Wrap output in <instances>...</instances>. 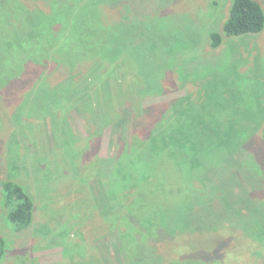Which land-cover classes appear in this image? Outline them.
<instances>
[{
	"label": "rangeland",
	"instance_id": "1",
	"mask_svg": "<svg viewBox=\"0 0 264 264\" xmlns=\"http://www.w3.org/2000/svg\"><path fill=\"white\" fill-rule=\"evenodd\" d=\"M232 2L0 0V185L33 202L14 232L0 193V264H264V31L207 38ZM94 53L108 66L76 93L88 65L65 60ZM109 173L137 231L108 223ZM183 223L198 232L173 238Z\"/></svg>",
	"mask_w": 264,
	"mask_h": 264
},
{
	"label": "trees",
	"instance_id": "2",
	"mask_svg": "<svg viewBox=\"0 0 264 264\" xmlns=\"http://www.w3.org/2000/svg\"><path fill=\"white\" fill-rule=\"evenodd\" d=\"M97 11V10H96ZM93 13H95V11H93ZM264 31V6H261L260 4H258L256 1L254 0H233L231 8L229 10V14L227 19L225 20V22L222 25V29L220 32H211L208 34V41H209V48L210 49H216L218 47L221 46L222 44V38L223 36H227V37H237V36H245V35H255L258 34L260 32ZM83 44H85V42H83ZM66 48V46H65ZM67 55V54H66ZM93 56L91 57H82L79 58L77 57L75 54L73 55L74 58H72V60H65V64L67 66H69V69H72L74 66H76L77 63H79L80 61L83 60V62H86V64L88 66L89 72L85 75L84 78H81V82H79V78H78V82L76 84H74V91L77 93V91H79L80 89H82L80 86H83L85 88L87 83L92 82V77L94 78L93 81H95V79H97L98 74H95L97 72V70H104V68H106L108 66V60L106 61H100L99 59L102 58V55L94 53L92 54ZM70 56V55H69ZM99 58V59H98ZM90 62V63H89ZM119 62H115L111 63V64H115L114 69H118L119 68ZM64 65V64H63ZM65 66V65H64ZM119 70V69H118ZM108 72V70L106 71ZM120 77L122 78L124 76V73H122L121 71L119 72ZM103 75V74H102ZM108 80V78L106 79ZM106 80H99L101 81L100 84H104ZM81 84V85H79ZM90 84V83H89ZM88 84V85H89ZM134 85L136 86L134 90V95H136L137 97H143V91L141 89H139L138 84L135 82ZM88 89V88H87ZM120 91V90H119ZM165 92V91H164ZM98 93V90H97ZM160 93V91H159ZM68 94H70V92H68ZM122 94V91H120V96ZM126 94H129L126 91ZM95 96H97V94H95ZM190 95H183L181 96L179 99L173 100V102L169 101V103H175V101L177 100H184L187 97H189ZM118 97H114V101H111V105H110V110L114 109L115 104L118 102ZM121 99V98H120ZM121 101V100H120ZM138 103V102H136ZM167 103V102H165ZM139 105V104H138ZM135 106V114H137L136 112V107ZM149 108H145V106H143L142 104H140V111H147ZM133 111L132 113L130 112L129 115L126 118V121H129L130 116H133ZM165 115V114H164ZM118 115H116L114 119V121L117 123L118 121H121L122 119H119V117H117ZM163 116V114H162ZM135 117V115L133 116V118ZM164 117V116H163ZM162 117V118H163ZM132 118V117H131ZM123 121V120H122ZM118 128V127H117ZM120 129H124L123 125ZM120 136V135H119ZM117 137V139L120 140V137ZM170 142L166 141L164 143L165 146H169ZM133 145V143H132ZM131 147V145L128 146V148ZM116 149V148H115ZM134 149L129 152L127 150V152L123 153V158L127 157V156H131L134 154ZM120 158V156L115 155L114 157H112L110 159V161H113V163H117V159ZM132 167V168H131ZM130 172H132L133 170H137L135 165L130 166ZM108 181L110 184V194L108 196V208L105 211L106 215H108V223H110V227L112 226H119L120 224L125 223V226L127 228L126 234H128V228H129V222L131 221L133 223V227H135L136 231L137 228L135 226L136 221L135 219L139 216H135V215H131L129 217L127 216H122L121 214L122 212V204H123V195L118 196L119 192H121V190L123 191V189H121L119 182H118V178L116 179V177L111 173L108 174ZM127 184L130 185V182H127ZM0 193H1V208L3 210V214L6 218V221L12 226V229L14 232H21L23 230H25L26 228H28L30 226V224L32 223V216H33V202L32 199L29 197V195L25 192V190L17 183H13V182H3L0 185ZM115 194L116 199L114 200L112 198V196ZM117 203L118 206L120 207L119 212H115L114 213V209L112 206V203ZM108 211V214H107ZM121 213V214H120ZM122 216V217H121ZM132 216V219L130 220V217ZM121 218H125L126 220H123ZM140 221V218H139ZM156 223L154 221H152L151 226ZM140 224V223H138ZM142 224V222H141ZM146 227V226H145ZM186 227H188L187 225L184 226V223L182 224V226L180 228L177 229L176 233H174V230L172 228V235L173 238L175 237L176 234H180L181 236H187L186 234H189V232H191V234H193L194 232H198V230H193V231H185ZM227 227H231V225H228ZM155 228V227H154ZM221 228H214L211 227L209 228V233H216L218 232V230ZM240 231L242 230V233L244 232V236L246 237L245 239H252L254 238L252 234V232H248L247 230V226L246 228L243 229V226L241 228H239ZM207 230V231H208ZM120 232V230H119ZM114 234V233H113ZM117 234V233H116ZM125 234V233H124ZM162 235V234H161ZM115 238L116 235L114 234ZM121 232L118 233V242H119V247L121 249L122 252L123 251V247L121 246ZM171 238V237H169ZM155 240H160L159 237L154 238V240L152 239V242H155ZM132 243L136 244V246H138V248L141 247V243H137L135 241H133ZM147 245V244H145ZM5 240L0 237V257L3 256L4 254V249H5ZM176 246V245H175ZM174 246V247H175ZM149 249L151 252L155 253L157 252V247L153 246V245H148ZM82 250V254H83V247L81 248ZM156 251V252H155ZM158 256V261H153L150 263H144V264H163L164 262V257L162 259V256L156 254ZM219 256V254H218ZM189 257V258H188ZM186 258H184V260H178L175 264H183L185 263V260L188 262H186L185 264H208L206 262H201L199 260L193 261L191 258L192 256H188ZM191 257V258H190ZM204 258V257H203ZM220 258V257H217ZM225 258V257H224ZM163 260V261H162ZM167 262V260H166ZM172 261L167 262L168 264H173L171 263ZM124 264H141L140 258H138V260L135 261H129L127 256H126V261Z\"/></svg>",
	"mask_w": 264,
	"mask_h": 264
}]
</instances>
